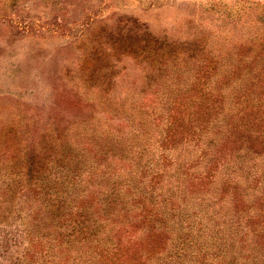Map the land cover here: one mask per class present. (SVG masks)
<instances>
[{"label":"trees","instance_id":"1","mask_svg":"<svg viewBox=\"0 0 264 264\" xmlns=\"http://www.w3.org/2000/svg\"><path fill=\"white\" fill-rule=\"evenodd\" d=\"M180 90L105 141L116 168L54 147L0 233L14 264H264V65L206 64Z\"/></svg>","mask_w":264,"mask_h":264},{"label":"rangeland","instance_id":"2","mask_svg":"<svg viewBox=\"0 0 264 264\" xmlns=\"http://www.w3.org/2000/svg\"><path fill=\"white\" fill-rule=\"evenodd\" d=\"M210 63L264 65V0H0V233L55 174L54 147L116 168L105 141ZM0 248V264L20 258Z\"/></svg>","mask_w":264,"mask_h":264}]
</instances>
